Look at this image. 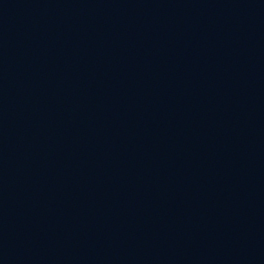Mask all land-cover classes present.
<instances>
[{
    "label": "water",
    "instance_id": "95a60500",
    "mask_svg": "<svg viewBox=\"0 0 264 264\" xmlns=\"http://www.w3.org/2000/svg\"><path fill=\"white\" fill-rule=\"evenodd\" d=\"M0 264H264V0H0Z\"/></svg>",
    "mask_w": 264,
    "mask_h": 264
}]
</instances>
